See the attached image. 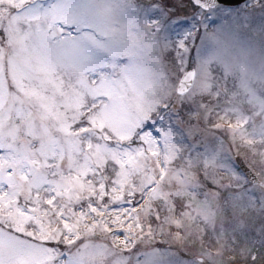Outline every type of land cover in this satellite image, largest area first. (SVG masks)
<instances>
[{
	"label": "snow or ice",
	"instance_id": "obj_1",
	"mask_svg": "<svg viewBox=\"0 0 264 264\" xmlns=\"http://www.w3.org/2000/svg\"><path fill=\"white\" fill-rule=\"evenodd\" d=\"M0 264H264V0H0Z\"/></svg>",
	"mask_w": 264,
	"mask_h": 264
}]
</instances>
